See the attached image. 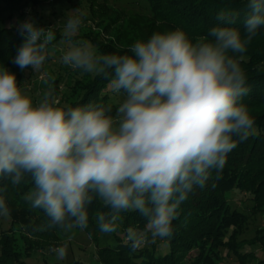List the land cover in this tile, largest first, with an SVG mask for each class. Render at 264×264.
Here are the masks:
<instances>
[{
    "label": "clouds",
    "instance_id": "obj_1",
    "mask_svg": "<svg viewBox=\"0 0 264 264\" xmlns=\"http://www.w3.org/2000/svg\"><path fill=\"white\" fill-rule=\"evenodd\" d=\"M247 7L243 35L234 27L238 14L222 10L220 23L205 36L193 40L182 29L157 31L124 54H101L86 40L73 42L84 16L79 8L69 11L62 64L111 77V90L122 100L114 112L111 103L61 104L49 80L35 98L0 66V179L19 185L30 177L26 200L45 214L47 229L83 231L88 207L99 200L107 209L96 214L103 234L117 233L124 213L145 219L142 230H125L133 252L170 238L180 205L206 186L213 171L218 178L229 153L254 134L255 121L241 102L249 91L241 61L264 28V0H247ZM16 30L24 42L12 63L40 72L56 38L53 26H38L29 16ZM10 214L0 195V216ZM52 251L64 259L68 243Z\"/></svg>",
    "mask_w": 264,
    "mask_h": 264
},
{
    "label": "trees",
    "instance_id": "obj_2",
    "mask_svg": "<svg viewBox=\"0 0 264 264\" xmlns=\"http://www.w3.org/2000/svg\"><path fill=\"white\" fill-rule=\"evenodd\" d=\"M67 1L71 3L74 0ZM133 1L147 3L150 15L146 16L149 19L140 18L142 16L139 13H124L122 16L124 24L118 26L112 22L107 24V18L102 15L107 12L97 11L91 1L88 3V20L93 22L100 20L97 27L109 25L112 31L116 32L110 40L104 41L100 38L102 33L95 32L96 27L88 25L86 23L88 20L84 18V25L73 38V42L89 41L101 54H124L137 39L147 40L157 31L182 29L195 40L198 36L207 35L212 27L220 23L216 17L222 10L238 14L234 27L243 35V20L248 12L247 0ZM102 3L104 9L115 10L109 6L108 0H102ZM36 5H38L36 0H0V66L14 72L18 82L22 84L36 80L48 64L56 67L60 65L54 61L61 57L53 55L52 52L40 72H34L32 69L21 71L12 63L17 49L24 42V37L16 30L18 22L24 21L26 16H31L33 19L37 18L35 22L38 26L46 27ZM2 15L5 18H2ZM14 18H17L16 25H6L8 20ZM142 28L145 33H142ZM108 31L110 30L106 33ZM54 32L56 38L50 45L51 49L60 48V43L64 41L61 26H57ZM241 67L246 75V87L249 89L241 102L247 105L255 121L254 134L229 153L227 163L218 178L213 171L206 186L195 188L188 199L180 205L179 215L173 221V235L165 239L164 247L160 250L157 244L152 243L133 252L125 242L127 227L133 226L142 230L145 226V219L138 212L122 214L123 222L117 233L110 235L101 233L96 223V214L107 209L99 200H94L88 207L89 225L86 231L99 247L96 264H217L216 259L218 263H223L225 257L231 255L236 258L237 264H264V227L257 230L255 238L249 241L240 240L241 233L246 230L249 223L248 216L245 212L234 209L227 197V194L234 190L243 192L248 195V201L251 203L249 212L252 215L264 214V28L259 30L258 35L249 44ZM64 68L68 72V78L71 77L70 80L63 78L60 67L59 70L53 69L51 74H47V80L55 89V95L61 104L76 107L89 103L105 105L111 103L113 112L115 111L118 103L111 102V96L105 91L111 77L105 79L84 73L80 69L72 71L68 66ZM62 85L65 88L61 89ZM32 187L30 177H25L19 185H13L10 179H0V188L5 189L0 195L6 199L12 219L21 216L26 221L37 220L46 225L45 214L39 209H32L26 200ZM57 229L59 228L49 230ZM6 231L0 234V264H27L22 256L37 253L41 245L37 242L31 244L32 241L24 238L26 240L24 242L28 243L27 250L23 252L16 250V241L5 235ZM100 235L110 240L107 239L103 245ZM247 246L251 250L246 251ZM223 251H226L225 255ZM192 252L196 254L192 256Z\"/></svg>",
    "mask_w": 264,
    "mask_h": 264
},
{
    "label": "rangeland",
    "instance_id": "obj_3",
    "mask_svg": "<svg viewBox=\"0 0 264 264\" xmlns=\"http://www.w3.org/2000/svg\"><path fill=\"white\" fill-rule=\"evenodd\" d=\"M37 9L40 11V15L42 17L43 22L45 23L46 27L53 26V31L57 29V26H63V24L66 22L67 15L71 14L68 13L69 11L73 9L79 8L80 11L83 13L84 18L88 20L89 16V5L88 3L92 1V4L95 6L96 10L102 12H107V14H102L103 17L107 18V24H110L112 22L116 23L118 26L119 24H124L122 17L124 13H130V14H137L139 13L140 18H143L144 20L149 19L146 15H150L148 10V5L145 3V1H133V0H108V4L111 8H114L115 10L104 9V4L102 3V0H74L73 2L69 3L67 0H36ZM76 4H78L76 6ZM101 8V10H100ZM118 14V15H117ZM6 15V14H4ZM4 15H2V18H5ZM29 16H26L25 19H27ZM101 18V17H100ZM37 18L34 20L36 21ZM17 18L8 20L6 25H16ZM114 20V21H113ZM143 20V21H144ZM100 20L96 21H90L88 20L86 23L90 26H95L94 28L95 32L102 33L100 38H103L104 41H108L111 39L112 35L116 31H112V28H110L109 25L107 26H101L97 27V23ZM84 25V22H83ZM106 25V24H105ZM115 26V27H116ZM114 27V28H115ZM107 30H110L106 33ZM142 33H145V30L142 28ZM89 42V41H88ZM90 43V42H89ZM91 44V43H90ZM92 45V44H91ZM68 47V44L66 41H62L60 43V48L52 49V53L55 56L62 55L63 51ZM60 63V65L54 66L53 64H48L44 68V72L33 82L31 81L29 84L24 83L23 86L27 87L31 90V93L35 98H38L43 91H45L47 88V84L44 83L45 80H47V74L52 73L53 69H58L60 67L61 74L65 80L68 78V72L65 71V65L62 64L61 59H57L56 61ZM55 64V63H54ZM73 71V69H72ZM92 75V74H91ZM94 76V75H92ZM32 83V84H31ZM65 88L63 85L61 86V89ZM106 93H108L111 96V102L119 103L120 100H122V95L115 94L110 87V84L106 86L105 89ZM227 197L229 199V202L231 206L239 210L241 212H245L248 216V225L244 232L241 233L240 240H250L253 237L255 238L257 235V230L264 227V214H256L252 215L249 212V208L251 206L250 201H248V195H245L243 192H238L234 190V192L227 194ZM3 217L0 216V234L6 231L5 235L11 236L13 240L16 241V250L19 251H26L28 248V243L24 242V238L28 239L29 242H37V244H40L39 251L37 253H32L30 256H22V259L26 261L27 264H96V260L98 259V245L96 244L95 240L91 238V236L88 234L86 229L81 231L80 229H74L70 233H65L61 229L57 230H49L45 227L44 223L37 221V220H25L24 217L21 216H15L13 217ZM29 221V222H28ZM43 229V230H37V229ZM9 229V230H8ZM231 232V230H230ZM71 237V239H69ZM101 237V244L106 243L107 239H105L104 235H100ZM26 241V240H25ZM164 240L157 239L154 243L157 244L158 249L160 250L162 247H164ZM67 242L68 243V251L67 256L64 259H58L56 254L52 251L53 248L59 247L62 243ZM45 244V245H44ZM100 244V245H101ZM152 243L148 244L147 246H150ZM104 245V244H103ZM253 249V247H252ZM246 251L251 250L249 246L246 247ZM196 252H192V256L195 255ZM223 254H226V251H223ZM217 264H237L236 258L234 256H228V258L225 257V261L223 263H218V260L216 259Z\"/></svg>",
    "mask_w": 264,
    "mask_h": 264
}]
</instances>
